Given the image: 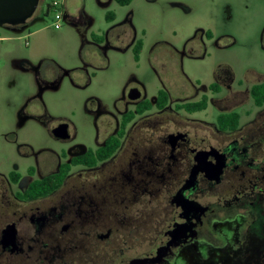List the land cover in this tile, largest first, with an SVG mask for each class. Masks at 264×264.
<instances>
[{"label":"flooded vegetation","instance_id":"obj_1","mask_svg":"<svg viewBox=\"0 0 264 264\" xmlns=\"http://www.w3.org/2000/svg\"><path fill=\"white\" fill-rule=\"evenodd\" d=\"M32 18L3 28L20 30ZM111 30L92 35L90 47L103 54L111 39H119ZM6 39L0 30V42ZM14 64L34 72L38 99L58 90L66 75L56 62L44 68L27 59ZM131 89L141 93L138 100L128 99ZM224 89L216 75L209 97L170 107L168 94L166 106L145 110L144 90L131 85L118 123L102 126L113 115L95 113L90 145L76 140L67 120L46 110L43 120L28 114V101L18 128L31 118L43 121L56 146L35 151L12 135L16 159L28 164L24 171L13 163L8 173L0 172V264H187L195 256L217 255L228 257L225 264H264V103L255 105L249 91L252 112L217 108L214 97ZM203 97L218 110L214 123L196 117L204 110L179 108ZM231 113L240 115L236 124H217L219 115ZM24 146L28 154L21 152ZM193 205L203 213L194 214ZM173 224L178 239L171 243Z\"/></svg>","mask_w":264,"mask_h":264},{"label":"rangeland","instance_id":"obj_2","mask_svg":"<svg viewBox=\"0 0 264 264\" xmlns=\"http://www.w3.org/2000/svg\"><path fill=\"white\" fill-rule=\"evenodd\" d=\"M54 2L59 9L46 14ZM57 12L59 28L54 26ZM109 12L114 13L112 21L105 18ZM110 28L119 39H111L103 54L96 52L90 47L91 36ZM0 30L8 37L0 42V172L5 174L13 163L21 171L28 164L12 151L14 133L19 143L35 151L56 146L43 121L31 118L18 128V113L28 101V114L43 120L46 110L52 118L65 119L76 140L90 145L95 113L113 115L105 117L102 126L118 123V111L126 106L123 94L131 85L144 90L150 103L159 90L165 91L174 107L197 101L202 94L209 97L208 86L217 75L225 89L214 97L215 106L244 116L254 110L248 95L252 84L264 81V0H131L124 7L114 0H40L25 28ZM139 39L143 48L136 62L130 45ZM21 59L42 68L56 62L66 72L59 89L38 99L34 72L14 64ZM217 113L209 103L196 117L214 123ZM31 149L24 146L21 152ZM227 259L195 256L187 264H225Z\"/></svg>","mask_w":264,"mask_h":264},{"label":"water","instance_id":"obj_3","mask_svg":"<svg viewBox=\"0 0 264 264\" xmlns=\"http://www.w3.org/2000/svg\"><path fill=\"white\" fill-rule=\"evenodd\" d=\"M40 0H0V28L4 26H19L24 25L28 19H30L35 13ZM141 93L137 89H131L128 93V99L131 101L138 100ZM65 127V126H64ZM62 134L64 128H60ZM64 136V135H61ZM170 139H173L172 137ZM191 211L195 213H203L202 209L198 205L191 206ZM169 229L167 235V242H174L178 239V228L173 224ZM174 228L176 231L174 232ZM11 227H6L2 233L1 244L5 246ZM171 243H168L170 245ZM160 259H158L159 261Z\"/></svg>","mask_w":264,"mask_h":264},{"label":"trees","instance_id":"obj_4","mask_svg":"<svg viewBox=\"0 0 264 264\" xmlns=\"http://www.w3.org/2000/svg\"><path fill=\"white\" fill-rule=\"evenodd\" d=\"M114 1L121 7L128 6L131 3V0H114ZM60 7H62V5ZM47 11H57V9L54 6V4L51 3V4L47 5ZM105 18L107 21H112V19L114 18V13H112V12L107 13ZM142 46H143L142 39L137 40L133 46V49H132L133 57L136 61L139 59L140 53L142 51ZM250 93H251V97H252L255 105L261 106L264 103V85L263 84L252 86L250 89ZM167 101H168L167 93L163 90H159L157 97H156V103L152 104L148 101H145L144 108H145V110H148L151 107L162 108V107L166 106ZM207 104H208L207 98L203 97L201 99V101H199L195 104L181 105V106H179V108H183L188 113H193V112H199V111L205 110L207 107ZM239 117H240V115L236 114V113H231L228 115H219L217 117L216 122L219 125L222 123L236 124ZM130 119H132V114L129 115V118H127L125 120V122H128Z\"/></svg>","mask_w":264,"mask_h":264},{"label":"built area","instance_id":"obj_5","mask_svg":"<svg viewBox=\"0 0 264 264\" xmlns=\"http://www.w3.org/2000/svg\"><path fill=\"white\" fill-rule=\"evenodd\" d=\"M55 7H58L59 8V4L57 2H54L53 3ZM61 20V13L60 12H57L54 16V26L55 28H59V21Z\"/></svg>","mask_w":264,"mask_h":264}]
</instances>
